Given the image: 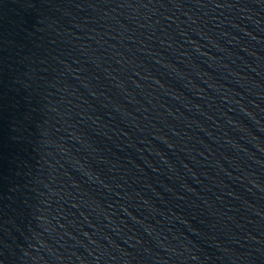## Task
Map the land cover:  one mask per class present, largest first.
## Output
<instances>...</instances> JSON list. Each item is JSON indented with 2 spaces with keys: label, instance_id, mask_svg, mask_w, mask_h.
<instances>
[{
  "label": "water",
  "instance_id": "obj_1",
  "mask_svg": "<svg viewBox=\"0 0 264 264\" xmlns=\"http://www.w3.org/2000/svg\"><path fill=\"white\" fill-rule=\"evenodd\" d=\"M0 264H264V0H0Z\"/></svg>",
  "mask_w": 264,
  "mask_h": 264
}]
</instances>
